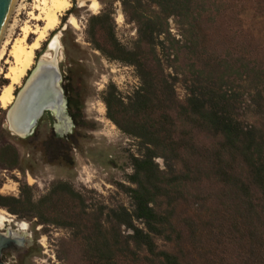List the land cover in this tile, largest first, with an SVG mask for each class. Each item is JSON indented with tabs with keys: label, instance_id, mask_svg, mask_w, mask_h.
<instances>
[{
	"label": "trees",
	"instance_id": "trees-1",
	"mask_svg": "<svg viewBox=\"0 0 264 264\" xmlns=\"http://www.w3.org/2000/svg\"><path fill=\"white\" fill-rule=\"evenodd\" d=\"M256 1L121 0L137 29L133 48L116 38L111 9L92 17L93 49L133 67L140 81L127 99L113 86L103 98L107 118L139 142L130 187H122L132 209L93 204L62 182L39 199L23 184L18 197L0 195V209L70 231L84 264H264V48L241 23ZM228 15L230 45L210 47L206 27ZM65 94L77 122L79 98ZM57 145H46L49 163L62 159ZM22 166L16 147L0 142V168Z\"/></svg>",
	"mask_w": 264,
	"mask_h": 264
},
{
	"label": "rangeland",
	"instance_id": "rangeland-1",
	"mask_svg": "<svg viewBox=\"0 0 264 264\" xmlns=\"http://www.w3.org/2000/svg\"><path fill=\"white\" fill-rule=\"evenodd\" d=\"M33 1H17L16 10L11 12L7 25L12 26L16 21L18 27L15 34L7 32L3 35L1 43H12L21 38L20 29L29 20L28 13L32 10ZM95 1L99 8L94 13L90 10L92 0H70V10L63 14L58 28L49 33L36 51L32 68L14 90L15 96L44 54L54 57V53L47 50V42L55 35L59 36L60 48L56 57L62 75L61 87L67 85L79 98L81 105L80 118L75 124L73 122L69 140L57 145L62 159L56 163L47 160L45 144L53 133V120L49 117L41 120L35 137L29 142L12 140L4 134L5 142L12 143L20 153L23 166L19 171L0 168L2 196L18 197L19 188L24 184L31 187L35 199H39L47 194L52 184L62 182L70 184L93 204L101 203L109 207L122 205L132 209L129 195L122 187H130L128 177L133 173L131 157L139 155V142L122 133L107 118L103 98L113 86L122 98L127 99L138 89L140 81L133 67L111 62L93 49L87 36V26L92 17L100 15L105 9H111L116 38L127 48L134 47L137 29L125 17L121 0ZM258 1H261L260 4L257 1L249 3L241 15V23L243 29L249 31L264 48V0ZM21 5L25 6V10H20ZM71 17L75 18L77 27L70 24ZM32 23V26L43 27V23ZM206 29H209L207 35L210 47L216 45V39L230 45L235 22L228 15L217 28L207 26ZM170 31L177 39L181 38L180 29L173 19L170 20ZM35 38L30 35L28 42L32 43ZM0 68L6 73L9 66L3 61ZM3 83L9 84L4 75L0 76V85ZM176 91L180 102L185 103L187 92L182 83L177 84ZM6 111L0 104L2 129L8 127ZM157 162L163 166L162 161ZM0 211L11 217L5 226L25 229L28 239L23 249L8 258L7 264H84L77 256V247L71 239L70 231L39 226L35 220H20L4 209ZM158 245L160 249H169L162 242H158Z\"/></svg>",
	"mask_w": 264,
	"mask_h": 264
},
{
	"label": "bare ground",
	"instance_id": "bare-ground-1",
	"mask_svg": "<svg viewBox=\"0 0 264 264\" xmlns=\"http://www.w3.org/2000/svg\"><path fill=\"white\" fill-rule=\"evenodd\" d=\"M17 1L14 0L12 11L16 10ZM21 1L24 3L26 0ZM90 6L92 12L98 11L99 5L95 0ZM70 8V0H34L32 10L28 13L29 20L20 29L21 38L15 39L12 43L7 41L0 44V67L3 61L5 65L9 66L6 73H3L0 68V76L4 75V79L9 81V84L0 88V104L4 110H8L15 104L10 115L12 125L15 127L23 129L39 111L48 108L56 112L58 117H61L60 124L56 126L57 130L60 133L70 131V122L63 115L64 103L56 92L59 81L57 57L52 58L49 57V54H45L31 78L29 85L31 90L26 94L24 91L18 97L14 96L15 87L21 84L33 66L36 51L39 50L49 33L58 28L60 18ZM20 10H25V6L21 5ZM120 20L122 19L120 18ZM32 22L43 23V27L32 26ZM70 24L77 27L74 17L70 18ZM17 27L18 22L16 21L12 26L6 25L3 35L7 32H10L11 35L15 34ZM30 35L36 36L32 43L28 42ZM48 47L57 56L60 48L59 36H54ZM10 59L12 61H9ZM50 98L54 99L53 104H47ZM10 218L5 212L0 211V226L10 222Z\"/></svg>",
	"mask_w": 264,
	"mask_h": 264
},
{
	"label": "flooded vegetation",
	"instance_id": "flooded-vegetation-1",
	"mask_svg": "<svg viewBox=\"0 0 264 264\" xmlns=\"http://www.w3.org/2000/svg\"><path fill=\"white\" fill-rule=\"evenodd\" d=\"M80 4H82V3H80ZM90 10H91V8H90ZM55 36H57V35H55ZM51 39L47 42V50H48V46H49V43H50ZM30 74H31V72L29 73V76H30ZM28 77H27V79H28ZM27 79H26V81H27ZM26 81H25V83H26ZM24 84H23V86H24ZM62 89H63L64 95H65V98H66V101H67V111H66V114H67V116L69 118H71L72 125H73V122H74V124L76 122H75V120L72 117L71 111L69 110L68 100H67V97H66V94H65V89H67L68 91H70V90H69V87L67 85H64L62 87ZM17 95H18V93L15 94V96H17ZM7 111H6V117H7ZM46 117H49L50 119L53 120V133L50 136V138L48 139L47 143L45 144V148H46V145L47 144H50V142L58 143L59 144V143H62V142L64 143L65 141L69 140V132L71 130L69 132H67V133H60L57 130V128H56V126L58 124H60V121L58 119H56V117L52 113L45 112L43 114V116L41 117V119L39 120L38 125H37V127H36L33 135L30 136V137H28V138H26V139H21L19 137L13 136L9 132L8 127H7V129H2V127L0 126V142L2 144L3 143L5 144L4 134H1V131H4V130H7L8 131L9 135H7V136H9L10 139H13L14 138L15 140L17 139L18 141H21V142H29L30 140H32L35 137V135L37 133V130H38L39 123L41 122V120H43ZM20 220H22V219H20ZM6 224L7 223H5L2 226H0V243H1V246H0L1 247L0 248V264H7L8 258L10 256L14 255L15 253H17L19 250L23 249L25 247L26 243L28 242L27 234L25 233V229H21V227H19L18 229H13L12 227L5 226ZM23 226H25V225H23ZM20 236H23L24 239H22Z\"/></svg>",
	"mask_w": 264,
	"mask_h": 264
},
{
	"label": "water",
	"instance_id": "water-1",
	"mask_svg": "<svg viewBox=\"0 0 264 264\" xmlns=\"http://www.w3.org/2000/svg\"><path fill=\"white\" fill-rule=\"evenodd\" d=\"M13 4H14V0H0V43H1V40H2V37H3V33H4V29L8 23V20H9V17L11 15V12H12V7H13ZM48 51H50L49 47H48ZM57 52V51H56ZM54 53V57L56 58V53ZM53 57V58H54ZM41 62V59L37 62L35 68L33 69V71H31V74L30 76L28 77L26 83L24 84V86L22 87V89L20 90V92L18 93L17 97L19 96V94L23 93L25 91V94L27 92H29L30 87L29 85L31 84V78L33 77L34 75V72L36 71V69L39 67V64ZM58 68V77H59V81L57 83V89H56V92L58 94V96L62 99L63 103H64V109H63V115L65 116V118L67 120H69L70 122V130L72 129V120L71 118H69L66 114V111H67V101H66V98H65V95H64V92H63V89L61 87V83H62V75H61V72L59 70V67ZM53 104L54 103V99L53 98H50L49 101L47 102V104ZM15 107V104L10 107L7 111V117H6V121H7V125H8V130L9 132L13 135V136H16V137H19L21 139H26L30 136L33 135L37 125H38V122L39 120L41 119V117L43 116V114L45 112H50L52 113L56 119H58L59 121L61 120V117H58L56 112H54L53 110L51 109H48V108H44L42 109L41 111H39L35 117H33L31 120L28 121L27 125H25V127L23 129H20L19 127H15L12 125V122H11V113L13 111ZM0 246H1V243H0ZM1 248V247H0Z\"/></svg>",
	"mask_w": 264,
	"mask_h": 264
}]
</instances>
